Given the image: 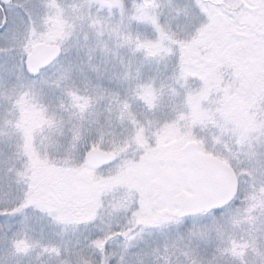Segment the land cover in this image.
I'll list each match as a JSON object with an SVG mask.
<instances>
[{
    "label": "snow or ice",
    "instance_id": "1",
    "mask_svg": "<svg viewBox=\"0 0 264 264\" xmlns=\"http://www.w3.org/2000/svg\"><path fill=\"white\" fill-rule=\"evenodd\" d=\"M43 6L55 7L62 14L55 0H45ZM108 6L118 8L123 23L122 0H110ZM132 9L122 45L134 54L142 53L146 61L171 60V74L156 88L155 78L150 84L140 82V67L135 68V75L131 64L126 68L121 79L129 83V94L121 98L119 92L110 93L108 108L110 119L114 101L115 118L130 126L121 141L113 139L106 146L103 132L90 139L81 124L69 129L71 151L50 158L37 153L26 133L24 144L18 146L22 155L14 154L22 160L21 167H16L13 156L0 159V193L11 195L13 177L22 185L13 206L0 208V220L19 216L26 222L30 214H38L64 234L68 229H84L83 247L93 251L98 264H104L111 242L121 238L125 252L110 256L107 264H145L142 256L146 255L154 257V264H220L215 255L209 260L201 258L199 244L211 233L221 232V221L234 223L227 212L237 200L246 204L247 219L257 238L264 236V0H132ZM39 19L48 25L51 16L46 12ZM88 19L93 31L101 24L90 14ZM133 21L150 24L154 35H133ZM173 21H177L175 27ZM113 31L121 39L120 28ZM43 37L37 32L31 0H20L12 11H0V57L8 58L0 64V71L14 76V81L0 76V98L8 103L15 100L14 108L30 104L41 114V129L46 124L50 130L59 128L63 135L62 124L29 99L35 100L37 89L43 93L45 87L60 88L72 79L70 64L61 65L55 80L46 77L59 60L62 45L43 62H32L36 40ZM92 50L89 47V53ZM17 51L19 63H9ZM195 81L199 86L193 88ZM64 93L79 110L73 115L83 121L90 98H82L70 88ZM246 94L253 97L255 126L244 130L229 127L223 118L226 109ZM165 95L173 104V114L159 118L156 113ZM135 101L144 103L142 119L133 111ZM60 107H64L63 101ZM209 125L216 129L210 139L196 132ZM241 156L247 160L245 166H241ZM241 177L251 182L250 194L242 193ZM5 185L9 191H4ZM121 212L123 223L117 219ZM4 227L0 223V229ZM172 227L176 241L152 248L150 253L131 251L139 248L145 231ZM35 247L41 249L38 255H54L58 264H69L61 259L70 251L67 244L62 249L40 241L29 243L26 238L9 242V256L28 255Z\"/></svg>",
    "mask_w": 264,
    "mask_h": 264
},
{
    "label": "rangeland",
    "instance_id": "2",
    "mask_svg": "<svg viewBox=\"0 0 264 264\" xmlns=\"http://www.w3.org/2000/svg\"><path fill=\"white\" fill-rule=\"evenodd\" d=\"M44 2L45 0H31V3L35 6L37 32L44 34V37L37 39L35 44L44 43L55 47L62 45L61 55H63L49 68L46 77L49 80H55L61 65L67 66L70 64L72 66V79L66 84H62L60 88L45 87L43 93L37 89L35 100L29 99L30 103L39 104L46 108L47 116L54 117L58 123L62 124L63 135H61L59 128L50 130L46 124L41 129V114L39 110L33 109L30 104L17 105L14 108L15 100L8 103L0 98V154H2L0 159H3L4 156H13V162L17 168L21 167L22 160L14 154L19 152L22 155V148L18 146L24 144L26 133L31 135L37 153L41 157L48 156L50 158L53 151L56 154L59 152L68 154L71 151L68 143L71 138L69 129L81 124H83V128L90 139L98 138L99 133L103 132L106 146L113 139L123 140L128 136L130 126L127 122L121 124L115 118L117 105L114 101L111 103L113 111L110 119L108 108L112 99L110 93L119 92L121 98L129 94V83L121 79L126 68L131 64L133 75H135V68L140 67V82L150 84L152 77L148 78L149 73H153V76L161 73V80H165L171 74L173 66L171 60H160L159 63L155 60L146 61L142 53L134 54L128 46L122 45V39L129 30L127 17L133 10L132 0H122L125 6L123 23H121L118 8L108 6L110 0H55L59 9L62 10V14L55 7L44 8ZM162 2H166V0H162ZM163 11L167 15V8H164ZM46 12L51 16L48 25L39 19ZM89 14L93 19H98L101 22L95 31L88 27L91 23L88 19ZM163 20L164 17H161V22ZM176 23L177 21H173V27ZM117 26L121 30V39H117V34L113 31ZM130 29L133 35L137 33L147 37L154 35L151 25L148 23L133 21ZM101 32L102 34H100ZM86 34L88 37L87 45L85 43ZM89 47L93 49L91 53H89ZM13 56L15 60L9 61V63L18 64L19 52L13 53ZM6 60L8 58L0 57V64L5 63ZM165 64L168 65L167 70ZM0 76H3L5 81H14V76H10L7 72L0 71ZM156 80L155 78V87H160L161 81ZM168 83H171V81H168ZM198 86L199 81L192 82L193 88ZM65 88H70L82 98H90V107L83 114L85 117L83 121L77 115H73V113L79 111L77 108H73L71 105V107L67 106L65 111V108L62 109L58 106L67 97L64 93ZM252 100L253 97L246 94L235 98L229 104L223 117L229 127L244 130L252 129L255 126ZM82 102L83 100H81ZM71 104H73L72 99ZM162 104L166 106V110L172 112L173 104L170 102L168 95H165ZM142 105L144 106V103L141 101L133 103V111L141 119L143 118L142 114L146 111L145 106ZM66 112L68 113L67 117L63 114ZM196 132L210 139L216 129L209 125L203 130L197 128ZM224 139L227 140L228 137L225 136ZM68 150L69 152L66 153L65 151ZM240 159L243 161L241 166H245L247 164L246 158L241 156ZM233 165H236V161H233ZM241 179L242 193L247 192L250 194L252 191L251 182L246 177H241ZM12 180L11 195L4 196L3 193H0V208L12 207L14 200L21 193L22 185L15 183V177ZM4 191H9L7 185H5ZM245 208L246 204L241 200H237L229 208L227 216L234 223L221 221L224 224L221 232L211 233L204 242L199 244L198 252L201 258L209 260L215 255L220 264H261L264 261V236L257 238L258 234L252 229L251 223L247 219L249 214L245 211ZM258 214L257 212L252 215ZM117 219L120 223H123L122 212ZM6 220V224L11 228V232L16 239L20 238L21 232L28 230L34 242L56 244L60 245L62 249L67 244L70 251L64 253L61 259H65L69 264H98L93 251L83 247L84 237L87 235L84 229L75 232L68 229L67 234H64L59 226L47 219H39L38 214H30L26 222L22 221L19 216L8 217ZM100 227L103 228L104 225H100ZM92 231L96 232L97 229ZM176 237L175 227L163 230L150 229L143 233L142 239L139 240V248H133L131 251L137 252L143 249L145 252L150 253L152 248L162 247L166 242L176 241ZM69 241L70 243H68ZM82 248L83 251H81ZM35 249L37 256L36 253L30 254L35 252L33 248L29 255H32L35 261H30L29 264H58V259L54 255H38L41 249L39 247H35ZM225 249H227V252H224ZM124 252L125 244L123 240L112 241L110 250L105 255L104 264H107L110 256ZM222 252H224L223 255ZM142 258L145 264H154L153 256L146 255ZM131 259L135 261L136 257H131ZM17 260L21 264L19 257L12 258V264H15Z\"/></svg>",
    "mask_w": 264,
    "mask_h": 264
},
{
    "label": "flooded vegetation",
    "instance_id": "3",
    "mask_svg": "<svg viewBox=\"0 0 264 264\" xmlns=\"http://www.w3.org/2000/svg\"><path fill=\"white\" fill-rule=\"evenodd\" d=\"M20 3V0H0V11L3 10H8L12 11L13 10V5ZM6 5V7H4ZM18 11V10H17ZM41 44V43H38ZM37 45V44H35ZM7 219V218H6ZM6 219L0 220V223L4 224L5 227L3 229H0V264H12V258H10L9 253L11 249L9 248V242L15 238L13 236V233L9 231V227L6 224ZM32 236L29 234L28 230L23 231L20 233V238L19 239H27L28 242L31 241L30 243H35L34 239L31 238ZM33 253L30 254H35L37 256V251L34 248ZM21 264H29L30 261H35L32 255H23L19 257ZM16 264V261H15Z\"/></svg>",
    "mask_w": 264,
    "mask_h": 264
},
{
    "label": "trees",
    "instance_id": "4",
    "mask_svg": "<svg viewBox=\"0 0 264 264\" xmlns=\"http://www.w3.org/2000/svg\"><path fill=\"white\" fill-rule=\"evenodd\" d=\"M129 48V47H128ZM61 57H63V55H61L60 56V58ZM59 58V59H60ZM74 58V57H73ZM162 72V71H161ZM160 75H161V73L159 74V75H157V74H155L154 76H153V73H149V75H148V78L149 77H152V78H156L157 80L156 81H162L161 80V78H160ZM156 88H159V86H157ZM63 101V104H64V107L63 108H65V111H66V107L68 106V107H71V98H69V96H67L66 97V99L65 100H62ZM45 103H47L46 101H45ZM58 106H60V105H58ZM135 106V105H134ZM143 106V105H142ZM48 107H51V106H48ZM144 107V106H143ZM165 105L164 104H162L161 105V108L157 111V113H156V116L157 117H159V118H164V117H171V115L173 114L172 112H170V111H168V110H166L165 109ZM62 108V109H63ZM74 108V107H73ZM146 110V109H145ZM63 114H65L66 115V117L68 116V113L66 112V113H63ZM69 118V117H68ZM200 136L201 137H204L202 134H200ZM66 153H68L69 152V150L68 151H65ZM61 155H65V154H63V153H61V152H59V153H54V151L51 153V158H54V157H59V156H61ZM244 166V165H243ZM242 180V179H241Z\"/></svg>",
    "mask_w": 264,
    "mask_h": 264
},
{
    "label": "water",
    "instance_id": "5",
    "mask_svg": "<svg viewBox=\"0 0 264 264\" xmlns=\"http://www.w3.org/2000/svg\"><path fill=\"white\" fill-rule=\"evenodd\" d=\"M55 48L56 47L54 46H50L42 43L35 45L31 57L32 62L33 63L43 62V60H45Z\"/></svg>",
    "mask_w": 264,
    "mask_h": 264
}]
</instances>
